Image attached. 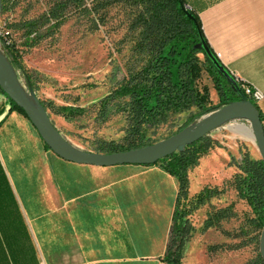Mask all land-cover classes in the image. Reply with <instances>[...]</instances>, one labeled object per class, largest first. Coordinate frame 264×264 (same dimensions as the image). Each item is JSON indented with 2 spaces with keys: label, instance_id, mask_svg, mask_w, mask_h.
I'll return each instance as SVG.
<instances>
[{
  "label": "trees",
  "instance_id": "1",
  "mask_svg": "<svg viewBox=\"0 0 264 264\" xmlns=\"http://www.w3.org/2000/svg\"><path fill=\"white\" fill-rule=\"evenodd\" d=\"M23 1L25 0H2L0 16L14 10ZM112 9L122 10L126 14L130 53L124 64L120 83L93 107L97 108L98 117L103 121L110 107H114L116 112L124 116L125 134L120 143L99 140L95 153L124 152L154 144L156 142H147V131L166 124L174 115L189 113L185 124L177 131L179 132L202 116L241 100L238 91L244 93L240 84L211 49L198 14L187 8L184 0H52L45 12L34 18L10 22L7 29L20 33L24 46L29 50L45 39L56 41L60 29L73 17L85 18L88 31L94 33L105 25L108 12ZM0 44L12 68L22 76L28 92L37 99L33 91L32 76L21 62L22 52L1 33ZM199 54L203 56V60H200ZM203 72L213 83L218 96L217 105L212 104L208 87L200 85ZM0 91L2 92L1 89ZM6 98L8 112L15 111L26 118L23 110L7 96ZM37 101L46 111L66 119L81 117L87 112V109L77 106H57L51 101ZM254 105L258 109L257 104ZM259 114L260 121L264 124L260 111ZM217 145L216 141L206 135L187 146L183 152H175L153 164L174 177L178 183L172 224L162 260L164 264H182L185 245L194 232L186 218L217 192L214 189H204L195 201L186 202L188 171L196 167L199 159ZM45 148L49 150L46 145ZM240 155L238 161L232 162L236 173L232 177L231 186L237 198L249 206L253 217L248 220L246 228L239 230V234L221 231L223 236L230 239L237 238L240 234L243 236V240L231 246V250L240 249L253 241L259 244L264 226V162L251 158L247 151ZM233 217L235 213L229 205L208 215L203 227L217 226L225 218ZM252 232L255 235L251 236ZM222 247L223 245L210 246L208 251L222 250ZM245 264H264V261L257 253Z\"/></svg>",
  "mask_w": 264,
  "mask_h": 264
},
{
  "label": "rangeland",
  "instance_id": "2",
  "mask_svg": "<svg viewBox=\"0 0 264 264\" xmlns=\"http://www.w3.org/2000/svg\"><path fill=\"white\" fill-rule=\"evenodd\" d=\"M52 0H25L14 10L0 16V33L3 34L10 22L29 19L45 12ZM125 12L112 9L108 12L104 26L98 31H88L85 18H71L59 31L57 40L45 39L38 46L27 49L18 32H10L8 38L22 52L21 62L32 76L33 91L40 101H51L57 106H77L87 109L85 115L66 119L47 113L51 122L61 135L76 148L95 153L97 142L120 143L124 137V116L110 107L106 119L98 117L95 103L110 93L120 83L124 64L129 56L131 43L126 34ZM203 60L202 55H198ZM21 88L30 97L18 70H15ZM200 85L209 89L213 105L218 104V96L208 75L203 72ZM4 98H0V107H5ZM188 112L174 115L170 120L146 133L147 142H160L176 133L186 122ZM226 131L240 138L237 142L238 153L234 151L233 163L241 158L240 153L247 151L251 158L260 159L246 120H236L226 124ZM245 132V133H244ZM245 135V136H244ZM0 156L4 171L15 177L13 184L18 189L22 201V212L28 230L34 240L42 264H73L65 260L66 240L71 239L75 230L66 226V174L74 172L72 167L59 160L45 148L35 128L21 116L13 117L0 130ZM234 168V174L236 169ZM231 198L227 195V206L231 205L235 217L222 221L216 226V245L222 250L208 251L204 242L203 222L208 213L224 206V197L219 198L216 206L194 210L187 220L194 226L190 240L186 243L182 264H245L259 253L256 241L231 250L239 244L243 236L225 238L221 231L237 232L248 226L253 217L245 201L237 198L232 188ZM83 210L77 205V213ZM87 208H84L86 211ZM186 210H189L187 208ZM102 214L108 216L107 208ZM80 217V216H79ZM75 221V219H73ZM137 224L129 225L123 217L119 228L114 229L118 241L128 236L134 242L144 241V232ZM257 233V232H256ZM254 232L251 233L253 236ZM255 235V234H254ZM72 236V238H74ZM211 237V241H212ZM206 240V239H205ZM222 241V242H221ZM210 253V254H208ZM140 256H149L141 253ZM108 261H101L106 264ZM88 263V262H85ZM77 264H81L78 262ZM115 264H161L158 260L137 259L119 260Z\"/></svg>",
  "mask_w": 264,
  "mask_h": 264
},
{
  "label": "crops",
  "instance_id": "3",
  "mask_svg": "<svg viewBox=\"0 0 264 264\" xmlns=\"http://www.w3.org/2000/svg\"><path fill=\"white\" fill-rule=\"evenodd\" d=\"M184 2L198 14L209 46L229 74L264 94V0ZM1 96L5 107H0V130L13 117L25 118L15 111L9 113L7 98L0 91ZM257 107L264 117V100ZM226 127L225 124L208 135L218 145L188 171L186 202L195 201L204 189L217 190L198 210L214 207L224 197V206L214 209L215 213L227 207V195L231 198L232 162L241 139L232 136ZM65 163L74 169L65 178L66 226L74 229L76 235L66 240L65 260L73 264H100L101 261L115 264L119 260L150 259L164 264L178 192L176 179L158 165L102 168ZM4 168L0 156V264H42L23 216L21 195L13 184L15 176L6 173ZM77 205L83 208L79 215ZM102 208H107L108 216L102 214ZM121 217L129 225L137 224L146 230L143 242L131 241L130 236L118 241L114 229L119 228ZM202 234L204 242H208L204 247L206 252L208 247L216 245V226L203 227ZM141 253L149 256H140Z\"/></svg>",
  "mask_w": 264,
  "mask_h": 264
},
{
  "label": "water",
  "instance_id": "4",
  "mask_svg": "<svg viewBox=\"0 0 264 264\" xmlns=\"http://www.w3.org/2000/svg\"><path fill=\"white\" fill-rule=\"evenodd\" d=\"M187 7V6H186ZM188 8V7H187ZM2 0H0V15ZM224 72L222 68H220ZM0 89L25 113L26 118L37 131L43 143L60 159L92 167H114L121 165L155 164L160 159L185 148L215 129L236 120H246L250 127L260 159L264 162V125L256 106L239 90L240 101L233 102L210 112L176 134L151 145L117 153H93L82 151L66 140L51 122L47 111L32 93L30 97L21 88L15 70L6 58L0 44ZM259 255L264 261V226L259 237Z\"/></svg>",
  "mask_w": 264,
  "mask_h": 264
},
{
  "label": "built area",
  "instance_id": "5",
  "mask_svg": "<svg viewBox=\"0 0 264 264\" xmlns=\"http://www.w3.org/2000/svg\"><path fill=\"white\" fill-rule=\"evenodd\" d=\"M4 38L8 37V32L5 31L3 33ZM236 79V81L240 84V88L242 90V92L244 93V95L246 96V98L252 102L253 104H257L259 102H261L262 100H264V94L259 91L258 89L254 88L253 86L247 84L246 82H243L242 80L234 77Z\"/></svg>",
  "mask_w": 264,
  "mask_h": 264
},
{
  "label": "bare ground",
  "instance_id": "6",
  "mask_svg": "<svg viewBox=\"0 0 264 264\" xmlns=\"http://www.w3.org/2000/svg\"><path fill=\"white\" fill-rule=\"evenodd\" d=\"M247 131H248V134L251 136V134H250V130L249 129H247ZM245 133V132H244ZM245 136V135H244Z\"/></svg>",
  "mask_w": 264,
  "mask_h": 264
}]
</instances>
